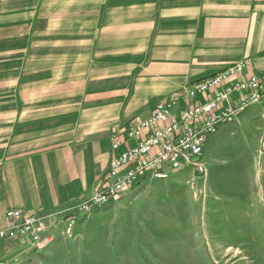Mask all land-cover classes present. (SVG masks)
<instances>
[{
    "label": "crops",
    "instance_id": "obj_1",
    "mask_svg": "<svg viewBox=\"0 0 264 264\" xmlns=\"http://www.w3.org/2000/svg\"><path fill=\"white\" fill-rule=\"evenodd\" d=\"M244 58L264 72V0H0V227L76 211L111 126Z\"/></svg>",
    "mask_w": 264,
    "mask_h": 264
},
{
    "label": "rangeland",
    "instance_id": "obj_2",
    "mask_svg": "<svg viewBox=\"0 0 264 264\" xmlns=\"http://www.w3.org/2000/svg\"><path fill=\"white\" fill-rule=\"evenodd\" d=\"M256 107L207 136L205 175L184 167L148 177L75 214L70 236L67 216L48 215L44 249L14 242L3 264H264V110Z\"/></svg>",
    "mask_w": 264,
    "mask_h": 264
},
{
    "label": "built area",
    "instance_id": "obj_3",
    "mask_svg": "<svg viewBox=\"0 0 264 264\" xmlns=\"http://www.w3.org/2000/svg\"><path fill=\"white\" fill-rule=\"evenodd\" d=\"M250 65L248 58L228 65L156 101L148 116L111 126L112 154L103 184L77 203L76 211L67 216L64 234L71 235L75 214L90 213L148 177L165 179L184 167L205 175L202 157L207 136L250 107L264 110V72L251 71ZM45 217L8 209L0 243L43 250L49 240Z\"/></svg>",
    "mask_w": 264,
    "mask_h": 264
},
{
    "label": "water",
    "instance_id": "obj_4",
    "mask_svg": "<svg viewBox=\"0 0 264 264\" xmlns=\"http://www.w3.org/2000/svg\"><path fill=\"white\" fill-rule=\"evenodd\" d=\"M262 166H264V155L262 156Z\"/></svg>",
    "mask_w": 264,
    "mask_h": 264
}]
</instances>
